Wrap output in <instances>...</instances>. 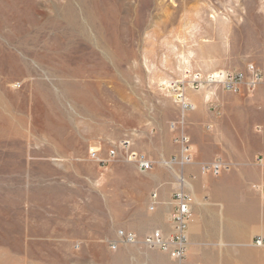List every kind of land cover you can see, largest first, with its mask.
I'll return each instance as SVG.
<instances>
[{"label":"rangeland","instance_id":"obj_1","mask_svg":"<svg viewBox=\"0 0 264 264\" xmlns=\"http://www.w3.org/2000/svg\"><path fill=\"white\" fill-rule=\"evenodd\" d=\"M220 181L264 206V0H0V264H205Z\"/></svg>","mask_w":264,"mask_h":264},{"label":"crops","instance_id":"obj_2","mask_svg":"<svg viewBox=\"0 0 264 264\" xmlns=\"http://www.w3.org/2000/svg\"><path fill=\"white\" fill-rule=\"evenodd\" d=\"M195 141L194 145L200 147V140L195 139ZM214 141H218L217 146L219 148H224L221 146H229L225 140ZM219 141L223 142L224 145ZM230 147L234 148V157H242L243 160L249 159L255 153L252 148L251 138H240L236 141V145L234 142ZM249 161L240 163L239 165L243 168L246 166L245 168L257 171L258 173V168L252 166ZM250 181L249 178L247 179L242 175L240 188L246 187L249 191H252L249 186ZM218 185L223 195L219 196L216 203V232L208 231L206 224L208 225L212 220L206 221L204 218L202 233L203 235H216L223 242L220 244V249L218 250V259L211 257V259L204 261V263L264 264V247H257L253 244V238L257 234L264 235V206H262L260 199L257 196L255 198H251V196L247 197L246 194L245 196L238 197L236 184L231 187L226 182L220 181ZM231 192H233V197L231 196ZM204 211H207L210 215V212L214 210L207 206ZM223 255L224 259L221 258Z\"/></svg>","mask_w":264,"mask_h":264},{"label":"built area","instance_id":"obj_3","mask_svg":"<svg viewBox=\"0 0 264 264\" xmlns=\"http://www.w3.org/2000/svg\"><path fill=\"white\" fill-rule=\"evenodd\" d=\"M187 139H184L186 141ZM114 154V152H112ZM92 156L96 157V152H92ZM142 167L144 169H148L151 167V163L145 159L141 160ZM210 167L211 170L214 173H219L222 170V164L220 162H215ZM224 168V167H223ZM263 191V189H261ZM264 196V195H263ZM157 194H153V200L156 199ZM178 199V215L177 218L180 220V226H179V233L172 237L171 240L167 238L160 230H156L152 233L146 234L144 237V243L152 248H162L164 250L171 251V254L175 258H181L184 255V228L187 226V219L189 216H191V199L189 196L179 193L177 194ZM154 203L152 202L151 208L154 209ZM121 237H123L126 241H129L131 243H134L137 241V235L132 232H121ZM175 238V239H174ZM264 238H260V240H257L259 244H261L264 240ZM175 243L178 245L177 248H174L170 250V245L172 243ZM115 246V245H114ZM180 247V248H179Z\"/></svg>","mask_w":264,"mask_h":264},{"label":"bare ground","instance_id":"obj_4","mask_svg":"<svg viewBox=\"0 0 264 264\" xmlns=\"http://www.w3.org/2000/svg\"><path fill=\"white\" fill-rule=\"evenodd\" d=\"M194 108V107H193Z\"/></svg>","mask_w":264,"mask_h":264}]
</instances>
